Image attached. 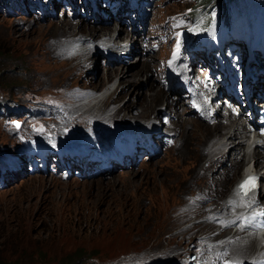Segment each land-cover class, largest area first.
<instances>
[{"label":"rangeland","instance_id":"1","mask_svg":"<svg viewBox=\"0 0 264 264\" xmlns=\"http://www.w3.org/2000/svg\"><path fill=\"white\" fill-rule=\"evenodd\" d=\"M251 1L255 0H237V4L244 10ZM163 3L158 1L153 5L154 10L151 9L150 28L155 27L152 33L166 32L169 43L170 25L162 24L167 15H172L174 37L182 39L184 17L200 9L203 3L196 0H163ZM13 5V0H0V162H7L8 155L16 154L26 143V137L43 138L42 143L50 144L53 149L67 147L74 135L88 134L90 124L96 127L95 122L103 125L129 122L124 119L132 114L138 117L132 118L131 123L152 122L161 131L171 130L174 142L157 146L138 163L114 168L106 176L97 175L96 171L82 176V172L72 174L70 169V178L61 179L55 156L49 173L30 172L13 176L9 182L1 184L0 264H62L75 255L76 258L79 255L75 264H187L189 255L198 250L196 243L201 242L212 247L213 257L219 263L246 261L253 256L251 252L257 237L250 235L252 246L248 252H232L235 248L225 245L223 240L234 232L238 236L248 233L224 229L210 216L214 208L220 209L226 202L231 189L236 188L235 181L240 177L242 166L251 162V158L243 154L239 157L243 162L236 172L232 170L224 176L227 158L233 157L235 151L226 152L217 160V157L211 159L212 154L209 156V149L217 150L215 146V149L210 148L211 145L228 130L227 118L221 116L220 127H217L219 123L209 124L213 126L210 129L208 123L192 113L178 91H168L176 111H170L167 105L165 108L162 103L165 94L156 98L152 95L150 108L158 105L154 112H146L139 103L141 95L143 99H152H149L148 88L151 93L162 89L157 63L162 56L169 55L172 44H162L160 51L152 52L153 55L144 54L145 43L141 46L140 38L135 37L137 28L132 29L130 23L124 26L120 19L114 24L93 20L88 24L87 20H71L58 13L54 18L40 20L31 14L13 11L18 8ZM62 19L83 22L75 26L79 36L88 34L91 29L102 33L103 28L112 25V32L120 34L124 40L129 39L128 33L136 38L137 48L115 63H103L97 50L66 59L75 54L71 49L76 43L66 40L65 36H54V26L63 24ZM143 60L149 62L146 68L155 77L148 85L146 77L151 73L143 71ZM111 64L116 67H110ZM112 69L117 73L105 80L107 70ZM133 72H140V78L128 75L135 83L127 84L125 74ZM119 81L122 82L120 87L110 92L112 100L117 95L119 98L116 104L108 106L105 88L115 87ZM124 104L130 107L123 113L116 112ZM43 108L55 115H43ZM159 110L168 113L172 120L170 125L161 123ZM149 116L152 117L150 122L144 119ZM207 134L210 137L207 138ZM228 147V144L222 145L221 152ZM70 157V163L76 160L73 154ZM253 160L251 164L255 163V158ZM262 165L260 159L258 169ZM130 172L133 180L141 179V184L146 183L144 191V185L131 189L132 193L138 192V197L144 196L140 201L135 195L131 200H121L117 194L121 189L127 192L125 186L130 181ZM154 176L161 181L156 182ZM216 180H221L219 187ZM111 202H118L119 206L117 203L115 208L109 209ZM179 229L174 241L165 242L167 231L176 234ZM224 250L228 252L223 253ZM240 261L237 264H249Z\"/></svg>","mask_w":264,"mask_h":264},{"label":"bare ground","instance_id":"2","mask_svg":"<svg viewBox=\"0 0 264 264\" xmlns=\"http://www.w3.org/2000/svg\"><path fill=\"white\" fill-rule=\"evenodd\" d=\"M156 4V3H155ZM154 4V5H155ZM153 11V10H152ZM112 17V13H109V17L106 18V20H104V18L99 14V13H95V20L97 21H100V22H109V23H117L119 22V19H120V22L121 23H124V26L128 23L132 24L133 25V22H127L126 20V17L127 15H123L120 11L116 12L115 14V17L118 19L117 21L115 22H112L110 21ZM92 18L93 17H90V19H87V23H91L92 21ZM29 20V19H28ZM63 20V24H56L54 26V36L55 37H58V36H65L66 37V40H69V41H73V43L75 42L76 44L72 47L71 50H73L75 52V54H71L69 55L66 59H74L76 57H78L79 55H82V54H85L89 51H94V50H97V46L95 45L94 41L97 40V39H100L99 43H105L106 46H108L110 48V51L111 52H114L115 54L116 53H122L125 51L126 47L128 46V44L130 43L131 44V51L132 50H135L137 47H136V43L134 42L136 40V38L134 39V37H132V35H129V33L127 34V38H129L127 40V43H123L124 41V37L121 38L120 34L119 35H115L112 31V25L111 26H107L106 28H103L104 31L102 30V33L98 31V29H91V30H88V34H80V36L78 35V31H75V26L78 25V24H81L83 22H75V23H71L65 19H62ZM93 24V23H92ZM95 26V24H93ZM119 26H122L119 24ZM124 28V27H123ZM114 29H117L116 27ZM121 30V29H120ZM112 32V33H111ZM115 32V30H114ZM94 33V34H93ZM111 33V34H110ZM135 34H141V31L140 29L139 30H136L134 31ZM124 36V35H123ZM144 37V35L141 36V43L144 41L142 40ZM126 40V39H125ZM71 45V44H70ZM141 50L143 51V48H141ZM160 51V49H159ZM164 51V50H163ZM163 54V53H162ZM149 55H153V54H149ZM148 55V56H149ZM81 61V59L79 60ZM144 64L145 65H142V68H143V71L144 72H149L151 73L149 75V78L146 77V80H147V85L155 80V77L154 75L152 74V72H150L148 70V68H146L147 64L149 63L148 61L146 60H143ZM78 62V61H77ZM149 65V64H148ZM118 66V65H117ZM109 67V66H107ZM110 67H116V65H112ZM117 72L116 70L112 69L111 72H106V78L105 80L109 79V77L115 75ZM128 75L130 76H135L136 78H140V72H133V73H127L125 74V77H127V79L125 80V82L128 84V83H131V85H133L135 83V79H131L130 77H128ZM124 77V78H125ZM259 80L261 79H257L255 82L256 83H259ZM120 83H122L121 81H119L117 83V85L115 87H112V86H106L107 88H105V92H104V96L105 97H109V100H108V103L106 105H112V104H116L117 102V99L119 98V96L117 95L116 97L113 98V100L111 99V93L114 89H118L120 87ZM151 83V84H152ZM263 86H264V82H263ZM162 88V89H161ZM160 89L162 91H165V92H161V90L157 91V90H153L152 93H151V89L148 88L150 91H149V99L152 97V95H154V97H158L160 94L164 95L165 94V98L164 100L162 101L163 104H165V108H166V105H167V109H169L170 111H173L176 109L172 108V102L170 101L169 99V96H170V93L168 92L169 90L171 91H174L175 89H171V88H165V87H161ZM165 89V90H164ZM94 90V89H93ZM91 94V93H90ZM98 94V93H97ZM115 94V93H114ZM146 94V93H145ZM162 95V96H163ZM100 96V95H98ZM97 96V97H98ZM103 96V95H102ZM181 96V95H180ZM144 96L141 95V100L139 101V103L141 102L142 104V107L143 109L147 112V111H155V110H158V105H154L152 108H150L151 106V102H153V98L151 100H148V99H143ZM182 97V96H181ZM88 99V98H87ZM160 99V98H158ZM183 99V97H182ZM151 101V102H150ZM156 102V101H155ZM137 103V104H139ZM161 103V104H162ZM107 106V107H108ZM130 107V104H124V105H121L119 106L118 110L116 112H121L123 113V110H126L127 108ZM138 107V105H137ZM67 108V107H66ZM187 109V107L185 108ZM100 110V109H99ZM102 110H100L101 112ZM161 110H159L160 112ZM100 112H98L100 114ZM134 117H138V115H134L132 114V116L129 118V119H124V120H128L130 122V120L132 121V118L135 119ZM151 116L148 117V119H150ZM223 117H225V115H223ZM147 120V118H144ZM226 119V118H225ZM227 120V119H226ZM134 121V120H133ZM150 122V121H149ZM189 123H192L190 121H188ZM228 122V121H227ZM96 123V122H95ZM147 123V122H146ZM226 123V122H225ZM91 125V124H90ZM195 126V124L193 125ZM210 129H212L213 126H209V124L207 125ZM217 127H220V123L218 124ZM221 127H225V125H221ZM90 128H92V126H90ZM227 129V128H226ZM242 132V133H241ZM244 124L243 122L240 120V118H233V119H230L229 123H228V130H225V132L222 134V137L218 142L216 143H213L211 145L210 148H217V150L215 151H210L209 149V156L212 154V158L214 157H217L216 160L218 159L219 156H225V153L226 152H232V151H235L233 157L231 156H228L227 160L228 162L225 164V169L224 171L222 172L224 176H226V174L230 173L232 170L234 172H236V169L238 168V166L240 165V156L242 158L243 156V153H244V145H247V143H244V140L240 137L242 136H246L247 134L244 133ZM207 138L210 137V134H207ZM205 137V136H204ZM247 137L249 138V136L247 135ZM155 140L156 142L158 143V145L161 147L163 145L162 143V140L160 138H157L155 137ZM224 144H228L229 147H228V151L226 150L225 152H221L220 148L222 147V145ZM157 145V146H158ZM246 147V146H245ZM214 148V149H215ZM238 151V153H237ZM253 158H255V163L254 164H251V162H248V163H244L242 166V171H241V175H240V178L248 173H251V172H254V173H257L259 175V180L258 182H255V187L251 188L250 191H248L247 195L243 196V199L241 198L242 197V194H239V189L236 187L234 188L233 190L230 191V194L228 196V199L226 200L225 203L222 204V206L220 207L219 211L220 212H223V213H226L228 212V210L230 209V204L232 203V205L234 206H242V205H249V204H256L257 206L261 204V207L264 209V165H262L260 167V169H258V165H259V161H260V158H263V163H264V153L255 149L254 151V154L252 156ZM243 160V159H242ZM243 162V161H242ZM241 162V163H242ZM238 175V174H237ZM133 173L130 172L129 173V182H127L126 186L128 189H127V192L125 191V189H121L119 192H117V194H120V198L121 200H131V198L133 197V195L136 196V198L140 201L142 199V197L144 196H141V197H138V192L136 193H132L131 192V189H138V187H140L141 185H144L142 187L145 188L146 186V183H142L141 179L139 180H133ZM127 178V177H126ZM238 178L236 180V183L238 182V180L240 179ZM154 180H156V182H159L161 180H157L155 178V176L153 177ZM150 180V179H149ZM146 182V181H145ZM220 182L221 180H216V185H220ZM126 183V182H125ZM258 185V186H257ZM104 189L103 186L101 185L100 186V190ZM115 190V189H114ZM144 191V189H143ZM103 192V191H102ZM97 196V195H96ZM119 198V197H118ZM119 198V199H120ZM110 203V202H109ZM108 203V204H109ZM112 204L108 205L109 206V209H112V207H116V204L118 203H114V202H111ZM212 204V203H211ZM118 206H119V203H118ZM212 206V205H211ZM214 206V204H213ZM215 207V206H214ZM213 207V208H214ZM232 208V207H231ZM108 209V208H107ZM215 209V208H214ZM212 211V210H210ZM209 214V213H208ZM183 219V218H182ZM210 219V218H209ZM206 221V220H205ZM211 223V222H210ZM212 225V224H211ZM170 226V225H169ZM185 228V227H184ZM183 228V229H184ZM188 231V230H187ZM184 232V231H183ZM167 233V234H166ZM165 233V236H164V239H165V242H171V241H174L175 238L177 237L176 235L180 233V229L177 231L176 234H171L169 233L168 231ZM182 235V234H181ZM237 233H233L231 236H229L227 239L223 240V241H226L225 245L227 244H230V247H232L234 250L232 252H238L240 250H242V252H245L248 250V248H250L252 246V240L249 236V234H245V235H242V236H238L236 238ZM254 239V238H253ZM208 240V239H207ZM222 241V242H223ZM201 242V241H200ZM254 246V245H253ZM225 253L228 252L224 250ZM248 252V251H247ZM250 252V251H249ZM214 253V251H213ZM246 253V252H245ZM251 254L255 255L256 257L259 256V255H263L264 256V236L262 237H257L256 241H255V248H254V251L253 253L251 252ZM219 256V255H218ZM241 257V256H240ZM246 263V262H245ZM251 264V263H249Z\"/></svg>","mask_w":264,"mask_h":264},{"label":"trees","instance_id":"3","mask_svg":"<svg viewBox=\"0 0 264 264\" xmlns=\"http://www.w3.org/2000/svg\"><path fill=\"white\" fill-rule=\"evenodd\" d=\"M196 2H201L203 5L197 11L193 10L192 14L200 13V15L204 14V12L212 11L214 8H217L221 14L226 15L230 6L238 5L237 0H196ZM74 254H76V252H74ZM76 256L77 255L73 256L72 259L63 262L62 264H75V262L79 259V255L77 258Z\"/></svg>","mask_w":264,"mask_h":264},{"label":"snow or ice","instance_id":"4","mask_svg":"<svg viewBox=\"0 0 264 264\" xmlns=\"http://www.w3.org/2000/svg\"><path fill=\"white\" fill-rule=\"evenodd\" d=\"M179 47V44L177 45V48ZM175 52H174V56H175ZM16 127H19V124L16 125ZM239 194H242V199L243 196L247 195L248 191L251 190V188L255 187V177H248L246 180H244L239 186ZM242 206H246V205H242Z\"/></svg>","mask_w":264,"mask_h":264}]
</instances>
